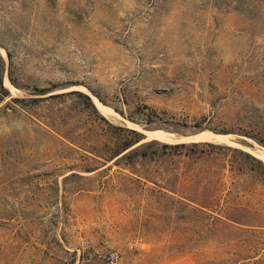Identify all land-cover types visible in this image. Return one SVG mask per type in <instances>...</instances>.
I'll return each instance as SVG.
<instances>
[{"label": "rangeland", "instance_id": "obj_1", "mask_svg": "<svg viewBox=\"0 0 264 264\" xmlns=\"http://www.w3.org/2000/svg\"><path fill=\"white\" fill-rule=\"evenodd\" d=\"M0 264H264V0H0Z\"/></svg>", "mask_w": 264, "mask_h": 264}, {"label": "trees", "instance_id": "obj_2", "mask_svg": "<svg viewBox=\"0 0 264 264\" xmlns=\"http://www.w3.org/2000/svg\"><path fill=\"white\" fill-rule=\"evenodd\" d=\"M143 138V134H140V138L138 141H140L141 139ZM255 139H257L258 141L262 142V140L258 137H255ZM198 144H201V145H214L212 144L211 142H207V141H204V142H194L192 145H198ZM169 144H164V146H168ZM186 144L185 143H180V144H173L172 146H185Z\"/></svg>", "mask_w": 264, "mask_h": 264}, {"label": "bare ground", "instance_id": "obj_3", "mask_svg": "<svg viewBox=\"0 0 264 264\" xmlns=\"http://www.w3.org/2000/svg\"><path fill=\"white\" fill-rule=\"evenodd\" d=\"M197 135V134H196Z\"/></svg>", "mask_w": 264, "mask_h": 264}]
</instances>
